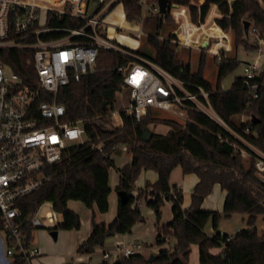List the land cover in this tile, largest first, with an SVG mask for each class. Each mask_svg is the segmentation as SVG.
I'll use <instances>...</instances> for the list:
<instances>
[{"label": "trees", "instance_id": "16d2710c", "mask_svg": "<svg viewBox=\"0 0 264 264\" xmlns=\"http://www.w3.org/2000/svg\"><path fill=\"white\" fill-rule=\"evenodd\" d=\"M118 3L123 4L129 22L155 20L158 29L164 26L166 30H169V22L175 24L169 12L173 3L187 6L196 22L204 20L215 4L223 15L216 24L223 31H234L236 47L259 48L258 44L250 46L245 20L255 28V37H264V0H205L201 5H194L191 0H169L166 13L157 11L147 16H144L142 0H119ZM48 24L57 28H77L84 24V20L51 12ZM64 34L59 30L44 33L42 38L60 39ZM175 36L172 31L163 39L158 33L149 34L147 42L154 48L155 56L143 52L141 45L129 50L156 61L192 90L196 85L203 86L210 93L212 107L232 131L192 108L186 110L184 122L160 117L152 109L141 119L124 113L123 125L114 127L107 115L116 108L118 92L127 88L124 74L118 67L127 66L134 57L101 48L95 69L82 79L61 87L58 96L59 102L67 107L66 120L83 121L88 141L66 148L61 160L45 168L50 178L32 193L17 199L16 205L25 217L31 218L44 203L49 202L62 216L52 231L79 229L82 223L80 216L68 207L69 200H79L88 208L97 206L100 212H107L111 193L109 170L115 166L114 147L126 143L131 146L132 158L130 163L118 168V190L126 192L127 197L120 200L117 215L110 224L94 223L90 238L77 247L79 254H93L98 247H105L109 237L131 233L136 224L145 222L140 206L145 202L155 212L157 243L162 245L168 238H174L175 243L154 253L157 259L153 262H149L146 255L133 254L114 262L104 259L99 264H188L194 244L199 245L200 264H264V232L260 233L256 226L259 215L264 219V180L257 174L253 158L244 159L235 148L249 149L242 141L245 139L264 152V72L251 79L258 85L256 96L246 85L243 75L236 76L231 88L225 90L222 79L240 64L237 56L230 57L225 53L221 58L216 57L218 81L213 85L205 77L206 51L202 52L199 67L194 71L190 62L178 58L176 44L173 43ZM0 58L24 82L32 83L35 68L31 50L1 49ZM239 116L244 118L237 121ZM152 123L168 124L170 129L165 134L152 131L151 139L145 142L142 138L144 131ZM93 144H101L103 149ZM177 166H181L186 174L195 173L200 177L187 208L183 207V189L170 182V175ZM144 169L155 170L158 179L147 181L134 194L135 181ZM217 183L227 192L222 212L203 209L202 203ZM166 202L172 203L174 216L171 221L162 223V209ZM235 213L249 214L247 226L235 234L222 233L219 223ZM210 222L216 230L212 235L206 232ZM35 230L31 223L24 224L27 244L33 239ZM218 247L223 248L222 252L214 254L211 249ZM12 264L27 263L18 254Z\"/></svg>", "mask_w": 264, "mask_h": 264}, {"label": "built area", "instance_id": "2783aa9c", "mask_svg": "<svg viewBox=\"0 0 264 264\" xmlns=\"http://www.w3.org/2000/svg\"><path fill=\"white\" fill-rule=\"evenodd\" d=\"M94 1L97 7L90 13L91 0H0V50H31L35 68L32 83H26L0 58V264H12L18 254L27 264H33L41 255V248L33 239L26 243L23 233L26 222L35 228H46V220L56 225L61 222L62 216L53 204L44 217L37 212L27 218L16 201L50 178L45 168L61 160L66 148L88 141L85 124L82 120H66L67 107L59 102L58 96L61 87L82 79L95 69L101 48L134 57L127 66L118 67L124 74L130 99L126 107L108 113L107 118L114 127L123 125L124 113L141 119L152 109L165 110L186 120V110L192 108L232 131L212 107L210 93L203 86L196 85L192 90L156 61L133 53L130 47L110 36L105 16L119 0ZM142 4L146 6V0H142ZM149 9L159 12V5H151ZM51 12L80 18L84 24L77 28L50 26ZM169 12L177 24L173 30L176 45L197 46L217 58L228 51L221 36L212 30V25L223 16L218 9L209 11L205 19L198 22L192 19L187 6L173 3ZM59 30L65 33L60 39L42 38L44 33ZM141 34L122 36L136 44ZM248 34L255 35L252 25ZM259 39L264 42V37ZM260 58L258 55L253 62L243 64L242 75L254 96L258 85L251 79L264 72ZM113 115L118 116L119 123L112 119ZM242 141L249 149L235 146L236 150L244 159L253 158L257 174L264 180V152L245 139ZM93 146L103 149L101 144ZM114 150L130 152L131 146L120 143ZM115 248L113 256L105 252L104 258L114 262L146 251L140 244L126 246L124 242H118Z\"/></svg>", "mask_w": 264, "mask_h": 264}, {"label": "rangeland", "instance_id": "374dc122", "mask_svg": "<svg viewBox=\"0 0 264 264\" xmlns=\"http://www.w3.org/2000/svg\"><path fill=\"white\" fill-rule=\"evenodd\" d=\"M203 0H191V2L194 5H200L202 3ZM232 1V0H229ZM157 2V0H146V6H144V16L149 15L150 13H152V10H150V6L151 5H155V3ZM213 6V5H212ZM210 9V12L212 10V7ZM97 5L96 2L94 0H91L90 3V8H89V12L92 13V11L94 12L96 9ZM124 8H123V4L122 3H117L116 5H114L110 11H108V13L105 16V23L107 25V31L109 34H112L114 36H116V38L118 39L119 42H121L124 45H127L128 47H132L134 44V42L129 38L123 37L122 35H129V36H136V34L138 32H142L141 37L139 38L140 41V45H141V50L151 56H155V50L152 47L151 44H149L147 42V36L149 34H156L158 33L159 38L163 39L164 37H166L169 32H173V30H175L177 28V24L169 22V30H166L165 27L163 26L162 29H158L157 23L155 20H152L150 22H146L145 20H142L140 22H129L126 17L124 16ZM219 14H222L220 12V10L218 9ZM221 18V17H219ZM167 26V25H166ZM212 30L216 31V33L220 36H224V34L222 33V31L220 30V28L213 24L212 25ZM222 38V37H221ZM233 39V42H232ZM223 43H226V48L228 51H225L226 55L228 56H237L238 60L240 61V64L237 66V68L235 70H233L232 72H230L226 77H224L222 79V87L223 89H229L232 86L233 81H235L236 76L238 77V75H242L243 74V64L244 62H253L258 55L261 56L259 63L260 66L262 68H264V42H260V39L255 37V35L250 34L248 37V41L250 43V46H253V44H258L259 48L257 50H253V48L250 49H246L244 48L242 45H239V47H236L235 45V33L232 30V33L229 34L228 36V40L223 39L222 38ZM230 43V44H229ZM140 45L137 47L139 48ZM254 47V46H253ZM136 48V49H137ZM176 54L178 56V58L182 59L185 62H190L192 69L194 71L197 70V68L199 67V62L201 59V54H202V50L197 47V46H193V47H186V46H179L176 45ZM206 51V50H205ZM207 53V66H206V70H205V77L211 81L213 83V85H215L217 83V77H218V62H217V58L216 56ZM129 90L128 88L123 89L122 91L118 92L117 94V103H116V108H121V107H126L127 104L129 103ZM156 113L160 116V117H164V118H174L180 122H184L185 119L183 118H179V117H174L171 115V112L169 113L168 111L165 110H156ZM244 117L243 116H239L237 117V121L242 120ZM114 121L116 123H119V119L118 116L116 115L114 118ZM149 129L151 131H155L157 133H167L168 130L170 129V126L168 124H164V123H152L149 126ZM75 142V141H74ZM113 158L116 161V164L118 166H121L124 162H129V160L132 158V153L131 152H124L122 150H117L114 152L113 154ZM116 168L113 166L110 168L109 172H110V176H111V181L113 182L115 177H116ZM139 179V183L138 180ZM137 183L135 181V185H145L146 180L142 179V177L139 175L137 178ZM188 197H186L187 199ZM146 203H142L141 209H142V213L145 216V222L143 223H150L151 225V221L153 218V215L151 216L149 213H147V209L148 206L145 205ZM51 205L49 202L44 203L38 211V214L40 217H44L45 214H47L50 210H51ZM69 208H71L73 210V208L76 210L75 212L81 217H83L86 220V217L88 216L87 213H91V208L86 207V205L79 201V200H71L69 202ZM91 214H89L90 216ZM148 216H151L148 218ZM248 216L249 214L246 213H235L231 218L229 219H225L223 218L220 222V227L221 229H223L225 231V233L228 234H235L236 232H238L240 229L244 228L247 226V220H248ZM45 225L46 228H36L34 234H35V242H37L36 244L42 249V252L44 253L42 256L44 257H48L47 259H49L51 262L47 263H43L42 261L39 260L40 264H63L60 262V256L61 255H65L66 256V263L65 264H76V259L78 257V253L76 251V249L74 248L72 250V253L68 254L66 253V251L69 248L73 247V234H71V232H67L66 230H62L60 229L59 232V236L57 239H54V237L51 235V228L55 227L56 224L55 223H50L47 220L45 221ZM211 226V224H210ZM256 226L258 229V231L260 233L264 232V219H263V215H259L257 218V222H256ZM76 231V230H75ZM48 237V243L49 245L46 244L45 242V237ZM75 233V232H72ZM90 238V237H89ZM88 238V239H89ZM87 239V240H88ZM140 242H143L145 245H148L149 248L148 250L145 251V253L143 255L146 254H150L151 253H157L159 252L161 249H166V248H170L174 243V241H172V243H170V241H167L165 243H163L162 245H159L155 239V233H151L149 234V236H144V237H140L139 238ZM96 256L93 257L92 260H90V264H97L100 261H102L104 258L102 256V254L100 255V253L95 254ZM6 258L11 261V257L6 256ZM38 258V257H37ZM35 258V259H37ZM40 258V257H39ZM38 258V259H39Z\"/></svg>", "mask_w": 264, "mask_h": 264}, {"label": "crops", "instance_id": "0c3cea01", "mask_svg": "<svg viewBox=\"0 0 264 264\" xmlns=\"http://www.w3.org/2000/svg\"><path fill=\"white\" fill-rule=\"evenodd\" d=\"M205 2V0L202 1L201 4H203ZM200 4V5H201ZM212 10L216 11L218 8H217V5H213L212 6ZM215 25H217L215 23ZM218 26V25H217ZM219 27V26H218ZM220 28V27H219ZM220 30L222 31V33L227 36H229V34H231L232 32L231 31H223L221 28ZM111 37L116 38V36L110 34ZM223 37V35L221 36ZM118 40V39H117ZM228 40V39H227ZM135 44V43H134ZM230 44V43H229ZM140 45V41H138V43H136L135 45H133L131 48H134L136 49L138 46ZM224 45H226V43H224ZM131 162V159L129 160V162H124L121 166H118L116 164V161H115V168H116V177L114 179V181L112 182L111 181V174L109 172V184H110V187H111V193L109 195V209L107 212H100L98 209H97V206L94 207V208H91V213H87V217H86V220L81 217V225H80V228L77 229L76 231L75 230H66L68 233L71 232V234H73V247L72 248H69L66 253L70 254L72 253V250L75 248L76 251H77V247L85 242L92 234L93 232V227H94V223H107V224H110V222H112L116 215H117V210H118V206H119V202L120 200H124L126 199L127 197V194L126 192H123V191H119L118 190V186H119V182H120V174L118 173V168L120 167H123L124 165L128 164ZM140 176L142 177V179L146 180L147 181H150V182H155L157 179H158V173L155 171V170H152V169H144L142 170V172L140 173ZM199 178L197 174L195 173H184L183 172V169L181 166H177L176 168H174V170L172 171L171 175H170V182L172 185H177L179 186L180 188L183 189V192H184V203H183V207L184 208H187L190 206L191 204V195H192V192H193V189L195 187V185L197 184V182L199 181ZM138 183H139V179L137 180ZM136 181V183H137ZM146 184V183H145ZM145 185H136V191L134 192V194H137V190L141 187H144ZM121 192V193H120ZM226 190H223L220 186V184H215L214 187H213V190L212 192L210 193V195H208L204 202L202 203V208L203 209H207V210H216V211H220L222 212L223 210V205H224V200H225V197H226ZM186 197H188L186 199ZM71 200H69L70 202ZM69 202H68V205H69ZM145 203V202H144ZM146 205V204H145ZM147 206V205H146ZM70 207V206H68ZM149 209H147V213H149L151 216L153 215V218H152V221H151V225L150 223H139V224H136L132 230L131 233H128V234H116L112 237H109L107 240H106V244H105V247H98L96 249V251L93 253V254H79L78 252V257L76 259V264L80 263V262H86L87 264H90V260L93 259L94 256H96L95 254L97 253H100V255L102 254L103 258H104V253L105 252H109L111 256L114 255V251L116 250V245L118 242H124L126 246H129V245H132V244H140L144 247H146V250H148L149 246L148 245H145L143 242H140L139 241V238L140 237H144V236H149V234L151 233H155V221H156V216H155V212L152 208L148 207ZM71 209V208H70ZM73 211L75 212L76 210L73 208ZM89 214H91L89 216ZM151 216H148L151 217ZM174 214H173V209H172V203L171 202H166L165 205L163 206V209H162V219H161V222L162 223H165V222H169L172 220ZM211 224V226H210ZM219 227V230L222 232V233H225V231L223 229H221L220 227V223L218 225ZM72 232H75V233H72ZM206 232L210 235L214 234L216 232V230L213 228V225H212V222H210L207 227H206ZM44 234V233H43ZM60 232L59 230L57 231V237L55 238L54 236V239H57L58 236H59ZM35 234H34V237H33V242L34 243H37L35 242ZM44 237H45V242L47 245H49V241H48V237L45 236L44 234ZM167 241H170V243H172V241H174L173 243H175V239L174 238H168ZM223 248H212L211 251L214 253V254H218L220 252H222ZM44 253L42 252V249H41V255L38 256L37 259H34L33 261V264H40L39 260L40 261H44L43 263H47V260L48 262H51L49 259H47L48 257H44L42 256ZM152 254V253H151ZM146 256L149 257V254H146ZM105 259V258H104ZM103 259V260H104ZM200 250H199V245L197 244H194L192 246V252L190 254V257H189V263L188 264H200ZM60 262L65 264L66 263V256L65 255H61L60 256ZM101 262V261H100ZM99 262V263H100ZM97 263V264H99Z\"/></svg>", "mask_w": 264, "mask_h": 264}, {"label": "water", "instance_id": "95a60500", "mask_svg": "<svg viewBox=\"0 0 264 264\" xmlns=\"http://www.w3.org/2000/svg\"><path fill=\"white\" fill-rule=\"evenodd\" d=\"M158 5H159V11L161 13H166L168 11V8H169V0H158ZM250 26H251V22L248 20H245L244 21V27H245V31L247 33H249ZM253 118H255V117L253 116ZM152 135H153V132L150 129H146L144 131V134L142 137L143 141H145V142L149 141L151 139ZM51 235L56 238L57 237V231H55V230L51 231ZM156 259H157V255L152 253L149 256L148 261L153 262ZM78 264H87V263L86 262H80Z\"/></svg>", "mask_w": 264, "mask_h": 264}, {"label": "bare ground", "instance_id": "6f19581e", "mask_svg": "<svg viewBox=\"0 0 264 264\" xmlns=\"http://www.w3.org/2000/svg\"><path fill=\"white\" fill-rule=\"evenodd\" d=\"M215 23H216V22H215ZM215 23H214V24H215ZM222 38L227 40V39H228V36L225 34ZM227 48H229V47H227ZM115 116H116V115H113L114 118H115Z\"/></svg>", "mask_w": 264, "mask_h": 264}]
</instances>
